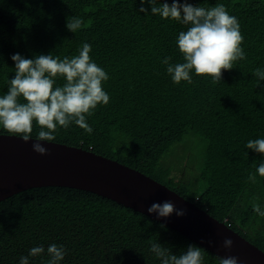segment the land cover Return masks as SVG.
<instances>
[{
  "label": "trees",
  "instance_id": "obj_1",
  "mask_svg": "<svg viewBox=\"0 0 264 264\" xmlns=\"http://www.w3.org/2000/svg\"><path fill=\"white\" fill-rule=\"evenodd\" d=\"M188 2L206 8L223 4L238 18L246 59L222 70L216 84L194 73L191 84L171 80L162 61L182 62L175 38L186 26L152 15L149 5H144L148 14L140 12V0H0V94L15 75L13 54L71 57L83 43L91 44V58L109 75L103 82L109 103L87 117L92 134L74 123L58 126L50 143L144 174L264 253V219L253 209V204L264 207V177L256 173L264 154L245 147L264 138V81L257 84L255 76L264 68V0ZM73 16L83 21L76 33L66 28ZM39 129L34 122L33 139ZM0 135L15 136L4 129ZM189 138L197 140L202 153L196 175L187 178L185 158L179 169L169 161ZM154 242L174 254L197 245L80 190L35 188L0 202V264H19L32 247L47 249L51 243L67 249L62 264H160L149 251ZM201 250L203 264H219L218 257ZM47 259L45 252L31 261L46 264Z\"/></svg>",
  "mask_w": 264,
  "mask_h": 264
},
{
  "label": "clouds",
  "instance_id": "obj_2",
  "mask_svg": "<svg viewBox=\"0 0 264 264\" xmlns=\"http://www.w3.org/2000/svg\"><path fill=\"white\" fill-rule=\"evenodd\" d=\"M139 11L150 13L162 19H171L186 26L179 31L175 44L181 54L182 62L172 63V57L162 61L171 80L179 84L193 82V73L197 76L208 75L211 82L221 81L222 70L233 68V62L246 59V52L241 47L243 36L238 18L230 15L223 4L213 7L193 5L188 0H140ZM82 19H67L66 28L76 33L81 29ZM92 45L85 42L78 49V55L53 56L36 54L34 58H26L20 53L11 56L14 62L15 75L8 79L7 91L0 94V129L6 130L23 141L31 137L33 123L40 126L33 143V151L46 155L48 150L40 141L51 142L58 126L68 128L71 124L92 134L94 129L87 122L98 105H107L109 94L104 90L103 82L109 79L104 68L99 66L90 56ZM255 76L257 84L264 81V68H257ZM63 80L58 84L57 80ZM247 149L264 154V138L249 140ZM256 173L264 177V160L256 168ZM254 179V177H252ZM257 215L264 219V207L253 204ZM183 216L182 209H175L171 201L153 203L148 207L149 214L158 217H169L173 212ZM233 241L227 238L223 242L230 249ZM149 251L160 261V264H203L201 247L190 244L186 250L174 254L159 243H152ZM47 254L46 264H62L67 249L63 245L51 243L29 249L27 256L19 258V264H32L31 258ZM219 264H238L235 256L219 257Z\"/></svg>",
  "mask_w": 264,
  "mask_h": 264
},
{
  "label": "water",
  "instance_id": "obj_3",
  "mask_svg": "<svg viewBox=\"0 0 264 264\" xmlns=\"http://www.w3.org/2000/svg\"><path fill=\"white\" fill-rule=\"evenodd\" d=\"M35 139L0 135V202L30 189L61 187L108 199L179 233L216 257L235 256L238 264H264V253L166 186L116 161L82 149L40 141L46 155L33 151ZM171 201L169 217L147 212L153 203ZM230 238V249L223 246Z\"/></svg>",
  "mask_w": 264,
  "mask_h": 264
},
{
  "label": "rangeland",
  "instance_id": "obj_4",
  "mask_svg": "<svg viewBox=\"0 0 264 264\" xmlns=\"http://www.w3.org/2000/svg\"><path fill=\"white\" fill-rule=\"evenodd\" d=\"M197 142L194 138H189L185 143L184 147L177 148L176 152H173L172 158L170 159V165H172L175 169H179V161L184 159L183 166H186V175L187 178L196 175V170L200 164V155L202 150H200L199 146L195 144ZM181 164V163H180ZM185 173L182 176H185Z\"/></svg>",
  "mask_w": 264,
  "mask_h": 264
}]
</instances>
